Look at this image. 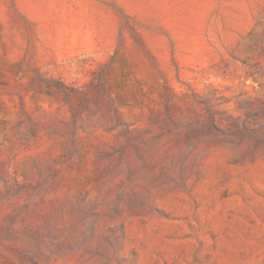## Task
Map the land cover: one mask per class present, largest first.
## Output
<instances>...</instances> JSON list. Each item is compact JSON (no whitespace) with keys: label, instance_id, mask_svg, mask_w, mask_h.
<instances>
[{"label":"rangeland","instance_id":"obj_1","mask_svg":"<svg viewBox=\"0 0 264 264\" xmlns=\"http://www.w3.org/2000/svg\"><path fill=\"white\" fill-rule=\"evenodd\" d=\"M0 264H264V0H0Z\"/></svg>","mask_w":264,"mask_h":264},{"label":"bare ground","instance_id":"obj_2","mask_svg":"<svg viewBox=\"0 0 264 264\" xmlns=\"http://www.w3.org/2000/svg\"><path fill=\"white\" fill-rule=\"evenodd\" d=\"M177 148V147H176ZM180 150V147H178L176 149V152H178ZM134 181V180H133ZM107 185V184H106ZM149 186V180L147 178V176H145L144 174H139L137 176V179L135 181V183L133 184V188L136 190H141L143 188H147ZM148 190V189H147ZM150 190V189H149ZM148 190V191H149ZM156 192V191H155ZM152 193V192H151ZM153 194V193H152Z\"/></svg>","mask_w":264,"mask_h":264}]
</instances>
